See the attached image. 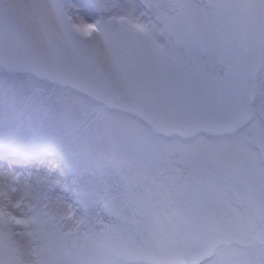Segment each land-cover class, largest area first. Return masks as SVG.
<instances>
[{
  "label": "snow or ice",
  "instance_id": "snow-or-ice-1",
  "mask_svg": "<svg viewBox=\"0 0 264 264\" xmlns=\"http://www.w3.org/2000/svg\"><path fill=\"white\" fill-rule=\"evenodd\" d=\"M0 264H264V0H0Z\"/></svg>",
  "mask_w": 264,
  "mask_h": 264
}]
</instances>
